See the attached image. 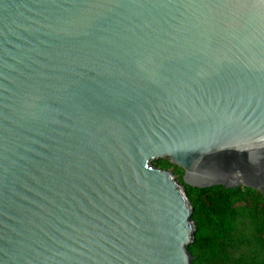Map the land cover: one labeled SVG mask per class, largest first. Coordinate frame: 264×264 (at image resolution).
<instances>
[{
    "label": "water",
    "instance_id": "obj_1",
    "mask_svg": "<svg viewBox=\"0 0 264 264\" xmlns=\"http://www.w3.org/2000/svg\"><path fill=\"white\" fill-rule=\"evenodd\" d=\"M160 159L264 195V0H0V264H193Z\"/></svg>",
    "mask_w": 264,
    "mask_h": 264
},
{
    "label": "trees",
    "instance_id": "obj_2",
    "mask_svg": "<svg viewBox=\"0 0 264 264\" xmlns=\"http://www.w3.org/2000/svg\"><path fill=\"white\" fill-rule=\"evenodd\" d=\"M154 165L174 172L194 207L193 264H264V195L256 189L183 182V170L167 159Z\"/></svg>",
    "mask_w": 264,
    "mask_h": 264
}]
</instances>
